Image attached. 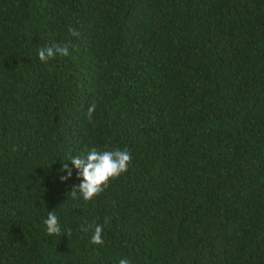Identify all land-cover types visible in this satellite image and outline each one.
<instances>
[{
	"label": "trees",
	"instance_id": "trees-1",
	"mask_svg": "<svg viewBox=\"0 0 264 264\" xmlns=\"http://www.w3.org/2000/svg\"><path fill=\"white\" fill-rule=\"evenodd\" d=\"M92 148L132 160L73 199ZM121 258L264 264V0H0V264Z\"/></svg>",
	"mask_w": 264,
	"mask_h": 264
},
{
	"label": "clouds",
	"instance_id": "clouds-1",
	"mask_svg": "<svg viewBox=\"0 0 264 264\" xmlns=\"http://www.w3.org/2000/svg\"><path fill=\"white\" fill-rule=\"evenodd\" d=\"M72 35L76 36L78 33L72 31ZM69 54L67 45L54 43L51 46L41 47L38 52V57L41 62L47 63L57 56L64 57ZM95 107V104H93L88 108L89 120L92 119ZM131 160L132 156L127 149L97 150L96 148H92L86 154L73 156L69 161L62 164V171L66 175L61 176V180L70 179L74 170L76 178L80 183L73 187L77 191H72L71 196L73 199H76L78 198V193L79 198H82L84 201H89L104 191L111 179L125 173L128 170ZM69 164L71 168H69ZM44 224L50 235L61 232V225L54 212L48 213ZM91 242L94 245H103V225L97 224L95 226L94 231L91 233ZM119 264H131V260L129 258H121Z\"/></svg>",
	"mask_w": 264,
	"mask_h": 264
}]
</instances>
